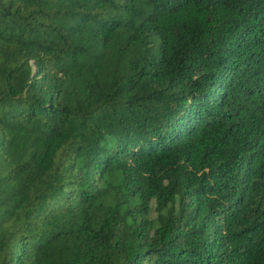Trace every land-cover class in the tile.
Listing matches in <instances>:
<instances>
[{
    "label": "trees",
    "instance_id": "obj_1",
    "mask_svg": "<svg viewBox=\"0 0 264 264\" xmlns=\"http://www.w3.org/2000/svg\"><path fill=\"white\" fill-rule=\"evenodd\" d=\"M0 264H264V0H0Z\"/></svg>",
    "mask_w": 264,
    "mask_h": 264
},
{
    "label": "rangeland",
    "instance_id": "obj_2",
    "mask_svg": "<svg viewBox=\"0 0 264 264\" xmlns=\"http://www.w3.org/2000/svg\"><path fill=\"white\" fill-rule=\"evenodd\" d=\"M149 214H150V216H151V215H154V213H153V211H152V210L150 211V213H149Z\"/></svg>",
    "mask_w": 264,
    "mask_h": 264
}]
</instances>
